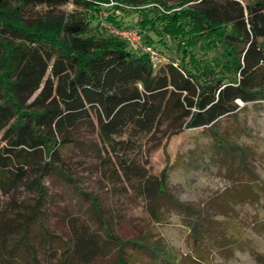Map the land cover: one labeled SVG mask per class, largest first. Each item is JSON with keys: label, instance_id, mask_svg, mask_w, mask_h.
Returning a JSON list of instances; mask_svg holds the SVG:
<instances>
[{"label": "trees", "instance_id": "1", "mask_svg": "<svg viewBox=\"0 0 264 264\" xmlns=\"http://www.w3.org/2000/svg\"><path fill=\"white\" fill-rule=\"evenodd\" d=\"M70 1L89 8L91 1L108 3H0V264H39L29 237L48 196L40 180L54 173L70 181L62 149L84 148L74 134L79 126L96 125L100 147L91 144L89 152L103 172L127 181L137 179L152 218L158 219L162 208H171L198 220L194 209L165 190V172L152 180L137 167L130 155L134 138L153 132L163 121L168 122L169 134L200 130L211 136L222 119L240 110L237 101L264 102V11L260 8L264 0H176L173 5L154 0L133 5L138 7V30L147 44L154 45V36L176 42L172 59L165 54L167 61L156 71L120 38L93 33L87 17L22 19L29 6L54 8ZM107 20L117 28L133 27L120 25L115 17ZM60 162L62 166H56ZM20 187L37 198L28 215L11 216L5 205L16 204L13 198ZM233 196L243 201L248 191ZM3 197L10 201L5 203ZM91 206L100 215L94 197ZM96 218L102 223L100 216ZM203 220L205 229L197 232L200 241L220 227ZM80 228L64 243L61 264H92L113 251L117 264H130L134 255L136 260L154 255L139 241H122L106 227L104 236ZM44 235L59 240L46 229ZM126 244L132 245L134 255L125 253ZM165 258L155 261L179 264L173 256Z\"/></svg>", "mask_w": 264, "mask_h": 264}, {"label": "rangeland", "instance_id": "2", "mask_svg": "<svg viewBox=\"0 0 264 264\" xmlns=\"http://www.w3.org/2000/svg\"><path fill=\"white\" fill-rule=\"evenodd\" d=\"M113 1L118 3L116 8L102 1H91V8L71 1L54 8L29 6L24 9L22 19L33 22L45 15L64 16L66 20L82 16L92 21L93 33L114 37L110 32L114 25L107 18L115 17L122 21L120 25L129 24L139 29V16L133 5L154 0ZM155 1L167 5L176 2ZM123 5L133 7L124 9ZM260 8L264 11V4ZM154 38V46L172 59L176 42ZM160 39L165 46L160 44ZM237 103L240 110L222 119L213 133L210 132L211 136L201 134L200 130L169 134L168 122L163 121L153 132L139 133L134 138L130 155L135 158L137 167L152 180L159 179L165 172V190L171 198L194 209L199 214L198 220L171 208L167 211L162 208L161 216L152 218L149 200L140 193L142 186L137 179L127 181L103 172L99 161L89 152L91 144L100 147L96 125L79 126L74 134L84 143V148L62 149L63 167L70 181L54 173L40 180L48 196L39 211L40 218L31 226L29 237L39 264H61L59 253L64 243L81 226L103 236L106 227L122 241H139L143 249H150L155 255L136 260L132 245L126 244L125 253L134 255L130 264H157L155 259H166L169 255L179 264H264V102ZM56 166H62L61 162ZM246 191L245 200L232 198ZM92 197L100 215L91 206ZM36 198L37 194L20 187L13 198L16 204L5 205L7 213L28 215ZM2 199L5 203L10 201L8 197ZM203 219L220 227L216 226L212 237L200 241L197 232L205 229ZM44 229L59 240L45 236ZM92 264H117L116 251Z\"/></svg>", "mask_w": 264, "mask_h": 264}, {"label": "built area", "instance_id": "3", "mask_svg": "<svg viewBox=\"0 0 264 264\" xmlns=\"http://www.w3.org/2000/svg\"><path fill=\"white\" fill-rule=\"evenodd\" d=\"M105 5L116 8L118 3L113 0H109ZM132 7L133 6L123 5L124 9H130ZM133 8L135 9V7ZM136 8L138 9V7ZM113 27L114 28L110 30L111 34L123 40L126 43L128 50L134 54L145 56L154 71L167 61L165 55L162 54L154 45H149L144 41L142 34L136 27Z\"/></svg>", "mask_w": 264, "mask_h": 264}, {"label": "water", "instance_id": "4", "mask_svg": "<svg viewBox=\"0 0 264 264\" xmlns=\"http://www.w3.org/2000/svg\"><path fill=\"white\" fill-rule=\"evenodd\" d=\"M2 0H0V3H1Z\"/></svg>", "mask_w": 264, "mask_h": 264}, {"label": "bare ground", "instance_id": "5", "mask_svg": "<svg viewBox=\"0 0 264 264\" xmlns=\"http://www.w3.org/2000/svg\"><path fill=\"white\" fill-rule=\"evenodd\" d=\"M240 103V101H238Z\"/></svg>", "mask_w": 264, "mask_h": 264}]
</instances>
